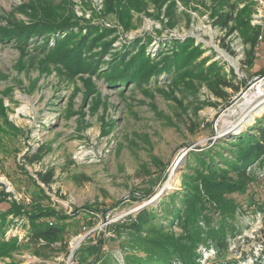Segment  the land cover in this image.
I'll list each match as a JSON object with an SVG mask.
<instances>
[{
    "label": "rangeland",
    "instance_id": "obj_1",
    "mask_svg": "<svg viewBox=\"0 0 264 264\" xmlns=\"http://www.w3.org/2000/svg\"><path fill=\"white\" fill-rule=\"evenodd\" d=\"M33 1L0 0V93L9 122L0 119V214L14 204L70 223L63 239L40 247L43 257L0 243V264H141L148 235L125 225L143 208L175 242L200 237L193 262L170 249L166 264H253L264 231L256 217L264 210V156L245 168L242 189L225 196L235 228L226 256L218 259L206 236L222 212L203 183L196 181L200 210L189 232L172 217L189 198L184 186L195 182L198 155L217 147L230 159V139L256 134L250 129L264 114V0H226L235 10L225 28L222 0H144L143 9L131 5L136 0H108L113 11L104 0H42L71 7L66 28H53ZM124 10L129 15L119 17ZM258 91L261 105L231 127L238 117L228 111ZM13 215L16 224L0 240L26 241L25 220Z\"/></svg>",
    "mask_w": 264,
    "mask_h": 264
},
{
    "label": "trees",
    "instance_id": "obj_2",
    "mask_svg": "<svg viewBox=\"0 0 264 264\" xmlns=\"http://www.w3.org/2000/svg\"><path fill=\"white\" fill-rule=\"evenodd\" d=\"M149 1L157 4L161 0ZM222 1H224L229 11V13L225 15L224 21H221V26L225 28L227 27L228 23L232 21V13L235 10V6L226 2V0ZM33 2L35 4H32V7L42 9L41 11L48 15L46 18L49 19V22L53 21L54 24H58L56 26H52L53 28L69 27L70 20L75 19L74 13L71 10V7L68 8L67 3L61 5L58 4L60 7L59 8L57 4H49L46 1L42 2V0H35ZM104 2H106L107 10L113 11L111 3H108V0H104ZM131 3H133L131 5L139 9H143V7L145 8L146 6L144 0H136V2L132 1ZM243 8L245 9V6ZM56 9L59 11L57 12ZM244 9L243 11L248 12L249 7L247 8V11ZM124 11V14L117 13L119 17L121 16L122 18L129 15L128 10ZM60 12L66 16L59 15ZM246 35H251L252 39L254 36V40L257 38V34L252 32L250 34L247 31ZM104 50H107L106 47ZM127 69L128 67H125L123 72L126 73ZM224 85L225 87H227V85L230 88L232 87L228 83H224ZM233 90L237 91L236 88ZM2 97V93H0V119L4 123L9 124L6 117L8 114V108L7 106L2 105ZM254 129L256 134L242 132L238 134V136L234 137L233 140L230 139V142L228 143L231 147L226 150L227 155H230L231 157L230 159L226 158L227 156L221 154L220 151H217V147L210 149L207 154L198 155L196 157V162H198L199 166L196 170L197 174L194 177L195 182L191 185L186 183L184 186V188L189 190V198L184 199L181 208L176 209L174 217L171 216L177 220V223L181 227H184L186 233L189 232L188 227L190 226L195 214H197L200 210L198 207L200 202L199 198L197 197V187L199 185L196 183V181L203 183L204 189L207 192L206 196H208L212 202L217 204V209L222 212V215L217 212L220 218L216 223H212V227H210L206 232L207 238L216 250L218 259L228 254L229 248L227 238H233L235 236V228L229 224L227 219L228 216L232 214L234 206L229 200H225V196L232 193H237L242 189V185H244L247 180L245 168L254 160H258L264 156V114L262 119L257 120L255 125L251 127L250 130L253 131ZM221 150H225V148H222ZM217 163H219L221 166L220 168L218 167ZM231 175H234L235 178H233ZM199 177H201V180H199ZM42 181L44 184H49L51 181V173L43 177ZM9 205V211L6 214H0V239L5 237V231L10 225L13 226L16 224V222H13L12 219L8 220L7 218V215L12 213L14 214L13 218L17 219V221L22 219L25 220V223L22 224V227L26 230L24 239L26 241L21 242L18 237H11L6 242L0 240V243L4 249L8 250V252L12 251L13 249L26 248L29 249L34 256L43 257L44 254H41L39 250L40 247H49L51 244L63 239L66 227L70 223L69 220H57L56 215L51 214V210L35 208V210H31L28 213L23 214L14 204ZM262 207L263 205H259L257 209H262ZM263 212L264 210H261V214ZM155 219L156 216L152 209L143 208L139 210L134 217L130 218V222L125 225L126 230L129 232L139 235L141 234L140 232L143 231L148 235L146 236V239L143 240V245H140L141 247H144L147 253L146 257L143 259L144 262L142 263L166 264L170 249L172 252L177 251V254L180 255L181 260L186 259L188 261H192L194 257V254H192L193 248L195 247L194 244L200 240V237L190 236L187 238L186 244H180L179 241L175 242L173 237L165 236L164 231L166 230L162 225L156 222ZM258 234V241L261 243L262 247L259 251V256L254 258L253 264H264V231L260 230Z\"/></svg>",
    "mask_w": 264,
    "mask_h": 264
},
{
    "label": "bare ground",
    "instance_id": "obj_3",
    "mask_svg": "<svg viewBox=\"0 0 264 264\" xmlns=\"http://www.w3.org/2000/svg\"><path fill=\"white\" fill-rule=\"evenodd\" d=\"M262 86L259 85L258 90ZM260 92H255L254 94L251 95H244L240 102L234 106L233 109L228 111L227 116H237L238 119L235 123L234 129L237 127L241 126L242 124H245L244 122L249 118V116L257 110V108L261 105V101H257V103H254V99L258 96ZM249 121V120H248ZM172 180V176L169 178V181L167 185H170V181ZM79 245V240H76L73 242L71 245V249L74 250L76 249V246Z\"/></svg>",
    "mask_w": 264,
    "mask_h": 264
},
{
    "label": "built area",
    "instance_id": "obj_4",
    "mask_svg": "<svg viewBox=\"0 0 264 264\" xmlns=\"http://www.w3.org/2000/svg\"><path fill=\"white\" fill-rule=\"evenodd\" d=\"M257 223H263V218H264V212L262 214H258L257 216Z\"/></svg>",
    "mask_w": 264,
    "mask_h": 264
},
{
    "label": "water",
    "instance_id": "obj_5",
    "mask_svg": "<svg viewBox=\"0 0 264 264\" xmlns=\"http://www.w3.org/2000/svg\"><path fill=\"white\" fill-rule=\"evenodd\" d=\"M150 203V202H149ZM84 238V237H83Z\"/></svg>",
    "mask_w": 264,
    "mask_h": 264
}]
</instances>
